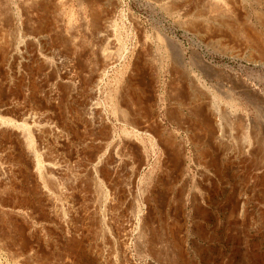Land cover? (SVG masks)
I'll return each instance as SVG.
<instances>
[{"label":"rangeland","instance_id":"rangeland-1","mask_svg":"<svg viewBox=\"0 0 264 264\" xmlns=\"http://www.w3.org/2000/svg\"><path fill=\"white\" fill-rule=\"evenodd\" d=\"M21 1L0 0V264H264L262 6L249 0V21L239 7L217 23L168 14L154 0ZM29 14L49 36L45 51L71 55L53 31L77 29L82 81L87 60L100 63L89 50L96 32L112 22L117 62L100 85L101 124L86 119V97L71 98L72 86L51 96L58 71L43 78L32 46L29 61H11ZM27 109L58 133L21 127ZM42 145L72 169L86 171L97 155L102 164L57 195L58 182L28 157ZM114 155L124 159L118 171Z\"/></svg>","mask_w":264,"mask_h":264},{"label":"bare ground","instance_id":"bare-ground-1","mask_svg":"<svg viewBox=\"0 0 264 264\" xmlns=\"http://www.w3.org/2000/svg\"><path fill=\"white\" fill-rule=\"evenodd\" d=\"M22 1L24 2V5L29 7L27 5L28 0H22ZM154 1L158 4L159 8H162L163 10L168 12V14L180 15V16H186V17H196L197 19H200V21H210V22L212 21V22H217V23H225V22L234 20L236 16V10H238L239 7L245 13L244 15L245 17L246 15L250 14V11H251L250 8H252L250 5L251 2L249 0H154ZM251 1L257 4V6H262V8L264 9V2L261 3L259 0H251ZM61 5L59 7H62ZM31 16L32 14H29L28 16L29 18L26 20V23L28 26L26 25L27 27L24 29L23 38L17 37L10 44V54L9 55H10L11 61L14 59H20V60L27 61L28 60L27 59L28 50H29V47L32 46L35 49L34 60L41 67L40 69L41 76L43 78H48V75L55 70L58 71L56 76L51 77L48 80V90L51 96H55V97L59 96V90L61 87L66 88L68 86H72L73 92H71L70 94L71 98H76V99L80 98L83 96V93L86 97L84 104H83V110H84V115L86 119L89 120L93 124V126H97L101 124L104 113H102V110H100L99 102H98L100 85L104 78L106 70L110 68L111 66H114L115 62H117L116 61V57H117L116 44L113 41L114 36L112 35V22H110V20H107V21L105 20L106 22L104 24L101 23V25H103L101 29H99L96 32L98 43L92 49H89V50L91 54L94 55L97 58V60L100 61V63L97 64L95 62L96 65L94 66L93 60L88 59L86 62V68H85V75H84L85 80L82 81L79 73L75 70L74 65H73L75 61L77 60V58L80 57L79 55L80 53H82L81 51L83 49L82 44L78 38L79 32H77V29H74L72 32L67 33L61 26L60 27L58 26L53 31L55 34L57 35L59 34L61 37H63V42L66 43L68 47H70L71 49V55H67L63 53L61 48H51L48 51L47 50L45 51L42 49V45H43V42L49 38V36L44 34L43 32H35L32 29L33 24H32ZM250 17L251 16L248 15V17H246V20L249 21ZM246 29H249V28L247 27ZM3 121H5V119ZM20 126L27 130L28 129L34 130V132L36 133L44 132L45 130H48L49 132H54V133L57 131V124L53 119L49 118L46 115H41V114L39 115L35 111L28 110V109L24 111L22 114V123H20ZM0 130H1V125H0ZM27 133H23L20 135V138L24 142H26L28 138ZM220 136H221V131L219 133V139L221 140ZM104 144L107 148H111L114 154L116 146H114L112 138L108 137L105 140ZM253 145H245L247 153L253 149ZM42 146L44 147H39L38 149H34V150L32 149L28 150V157L31 159L30 161L33 162L34 169L37 173H40L41 175V172L44 171L45 175L48 178H53L58 182L54 189V193H56L57 195L62 194L63 189L65 191L66 187L68 188L69 186L77 184L80 181V179L84 177L85 172H88L89 174L94 175L96 172L99 171V168L102 164V158L97 155L91 160L86 171L84 170L82 171L80 169L78 170L72 169L68 165H65V163L61 162L60 159L55 157L53 154L48 153L47 149L45 148V145H42ZM252 154L253 152L251 151V155ZM123 161L124 159L121 157V155L120 156L114 155V159L112 163L113 169L115 171H118L122 167ZM3 176L5 177V175ZM38 182H39L40 188L43 191L47 192L46 186L42 182V177H39ZM95 182L97 184L100 183V178L99 179L95 178ZM48 194L51 196L50 198V202L52 204L51 206L56 212L60 213V205L56 197H54V195L51 193H48ZM110 199H107V198L105 199L104 197L101 196L100 203L106 204L109 202ZM137 216L138 214H135L134 217L136 218Z\"/></svg>","mask_w":264,"mask_h":264}]
</instances>
